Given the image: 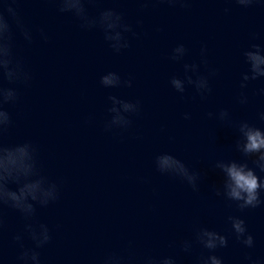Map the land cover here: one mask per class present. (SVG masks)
Returning <instances> with one entry per match:
<instances>
[{"label": "water", "instance_id": "water-1", "mask_svg": "<svg viewBox=\"0 0 264 264\" xmlns=\"http://www.w3.org/2000/svg\"><path fill=\"white\" fill-rule=\"evenodd\" d=\"M17 7L34 32L31 45L16 36V52L33 78L28 85L16 86L20 99L9 107L13 126L5 142L31 140L38 147L43 174L63 179L60 199L37 206L36 219L52 234L40 249L43 264H98L107 251L123 250L129 242L138 258L172 255L177 264H195L200 246L186 253L180 241L193 238L197 226L228 234L229 214L245 219L255 248L244 249L230 236L228 247L216 253L224 264H243L245 251L264 257V206L239 212L210 190L221 180L211 164L241 157L232 148L235 129L206 115L227 108L234 121L247 119L264 127L258 120L264 95L257 94L264 78L243 89L247 104L238 101L241 73L248 68L243 51L251 43L264 46V0L248 8L229 0H189L184 7L164 0L146 6L138 0L88 5L93 15L116 8L133 25L138 36L127 34L131 46L119 53L99 28L81 29L71 14L59 13L52 0H20ZM138 19L142 23L137 24ZM39 28L47 32V42L40 39ZM178 43L189 51L182 61H172L169 54ZM202 45L207 46L209 65L218 70L210 79L207 99L192 87L180 94L169 84L172 75H183V63L199 62ZM110 70L131 78L132 87H102L100 76ZM200 71H205L203 65ZM109 95L141 101V112L132 117L128 131H104ZM184 113L191 118L185 119ZM162 152L208 171L198 192L156 170L154 158ZM3 216L0 264H16L19 249L12 236L23 231L25 220L7 206ZM24 243L32 244L26 235Z\"/></svg>", "mask_w": 264, "mask_h": 264}, {"label": "clouds", "instance_id": "clouds-1", "mask_svg": "<svg viewBox=\"0 0 264 264\" xmlns=\"http://www.w3.org/2000/svg\"><path fill=\"white\" fill-rule=\"evenodd\" d=\"M20 0H2L0 2V236L4 229L3 208L5 206L16 210L25 220L22 232L12 236V242L19 251L16 256V264H43L41 252L45 245L52 240V234L46 223L36 219L37 206L47 207L60 199L63 179H50L43 174L42 165L38 160V147L31 140L9 144L5 142V136L13 126L10 106H14L20 99L17 85H28L32 80V73L26 67L24 60L16 52L17 33L24 42L31 45L35 39L34 32L29 27L17 7ZM57 5L59 13L71 14L83 30L99 28L104 40L116 53L131 46L127 34L137 37L138 33L133 25L125 19L122 11L108 7L100 9L98 14H90L88 5L99 3L100 0H52ZM146 6L151 0H138ZM171 5L179 4L182 7L189 0H164ZM244 8L258 3V0H229ZM225 12L230 11L224 9ZM137 24L142 20H137ZM159 30V29H158ZM41 40L47 42L49 36L43 28L36 29ZM256 39L255 34L252 37ZM189 49L183 43H178L171 49L169 59L182 61ZM207 46L200 48L199 62L183 63V75H172L169 78L171 87L180 94L192 87L201 99H207L212 92L211 77L217 74V69L209 65L207 58ZM243 57L248 68L241 73L238 96L240 104L248 103V96L243 91L250 81L264 78V46L251 43L243 51ZM203 65L205 71L201 72ZM6 82V83H5ZM99 83L106 89L119 87H132L131 78H122L117 71H107L100 76ZM257 94L264 95V87L257 90ZM107 100L110 106L107 108L108 118L103 123L105 132L113 130L128 131L133 125V116L141 112V101L122 99L116 95H109ZM209 119H218L227 122L235 129V140L232 148L240 154V159H217L210 169L218 171L220 182L213 183L210 190L215 196L235 205L239 212L246 209H255L264 206V177L257 174L264 173V127L258 126L247 119L234 121L227 108H221L217 112H208ZM185 119H190L189 113H184ZM88 121L91 117L87 118ZM258 120L264 123V110L258 113ZM87 122V121H86ZM154 165L161 174L179 178L193 191L200 190V183L208 174L206 169L190 167L183 160L168 153L162 152L155 156ZM227 222L230 224V232L225 234L206 226L194 228L193 238L183 239L179 243L182 251L190 253L195 245L201 248L200 254L195 258V264H224V260L217 255L218 249L227 248L229 237L244 249L255 248V238L248 230L245 219L241 215L229 214ZM32 242L26 246L24 237ZM172 246V245H170ZM3 258V244L0 240V259ZM98 264H177L172 255L160 257L144 255L137 257L132 249L131 242L123 250L107 251L98 261ZM243 264H264V257L254 256L252 252L245 251Z\"/></svg>", "mask_w": 264, "mask_h": 264}]
</instances>
